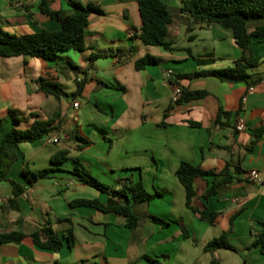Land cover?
I'll return each instance as SVG.
<instances>
[{
    "label": "crops",
    "instance_id": "crops-1",
    "mask_svg": "<svg viewBox=\"0 0 264 264\" xmlns=\"http://www.w3.org/2000/svg\"><path fill=\"white\" fill-rule=\"evenodd\" d=\"M40 1L0 0V27L15 35L59 30V22L40 13ZM49 1L53 10L65 15L72 12L69 0ZM73 1L97 5L104 12L89 17L84 51L63 52L51 63L24 56L0 57V139L12 126L24 129L34 119L45 120L54 113L64 118L61 124L55 123L59 130L51 135L21 143L8 180L0 182V233L26 235L19 244L0 245V264H152L150 260L212 264L213 259L217 264H264L259 249L244 250L264 221V131L247 152L253 130L264 128V37H254L248 46V52L260 58L248 73L261 75L260 83L249 87L215 77L182 79L180 87L207 94L174 104L171 77L232 67L242 56L232 31L215 23H191L178 11L181 0H162L173 13L168 39L179 47L168 51L139 39L138 0ZM261 24H249L248 32ZM188 25L192 26L189 32ZM146 54L161 62L137 71L135 61ZM39 77L60 83L67 94L75 92L78 80L86 83L80 96L62 106V99L37 90ZM9 109L18 112L19 123H12ZM219 111L228 117L217 123ZM238 121L244 124L243 131L236 130ZM78 137L92 145L78 149ZM60 151L67 160L53 165L51 158ZM75 159L113 189L119 188L118 180L130 178L141 180L148 193L161 192L162 196L132 206L139 218L134 230L126 227L122 216L70 207L77 199L105 204L110 197L80 183L73 172ZM182 161L216 173L226 167V174L233 178L205 201L202 196L213 179L194 181V205L201 208L204 203L218 213L212 225L185 206L184 188L175 176ZM24 167L51 171L29 183ZM251 170L259 172L261 183L247 179ZM153 217L168 225L155 223ZM178 219L186 238L175 222ZM35 232L41 241L57 236L61 248L36 247L30 237ZM224 232L237 252L218 249L212 255L204 251L210 240Z\"/></svg>",
    "mask_w": 264,
    "mask_h": 264
},
{
    "label": "trees",
    "instance_id": "trees-1",
    "mask_svg": "<svg viewBox=\"0 0 264 264\" xmlns=\"http://www.w3.org/2000/svg\"><path fill=\"white\" fill-rule=\"evenodd\" d=\"M68 6L72 12L65 15L62 11L53 10L49 0L40 1V13L50 20L59 22L60 29L57 31L43 30L39 33L15 35L4 31L0 27V57L24 56L51 63L55 62L63 52L84 51L85 30L89 23V17L91 15L101 16L104 15V12L97 5H83L73 0L68 1ZM137 7L141 19V32L139 35L141 42L144 45L162 47L168 51L179 49V47L174 46V41L168 39V27L173 21V13L169 7L162 0H138ZM178 11L180 14L185 15L191 23L200 25L215 23L230 29L237 46L242 49L243 53L232 67L208 71L200 70L171 77L170 83L173 90L176 87H180L179 81L182 79L215 77L223 83H246L249 87L263 80L259 74L251 76L248 73L249 69L256 67L260 63V58L254 57L248 52V46L254 37H264V0H181V6ZM255 22H263V24L256 26L252 32H248L249 24ZM191 29L192 26L188 25L187 31L189 32ZM186 51L190 53L189 49H186ZM160 62V58L146 54L135 61L134 67L137 71H142L148 66L158 65ZM85 83V80L77 82L75 92L67 94L63 90L62 85L56 81L41 77L36 80L37 90L45 96H52L56 100L63 98L68 100L75 99L81 95ZM180 88L182 94L174 104L199 99L207 94L205 91H190L186 88ZM8 114L13 124L21 121L16 110L9 109ZM30 115L34 117L32 114ZM223 117H228V113L219 111L217 123ZM63 120L64 118L61 114L54 113L45 120L34 119L24 129H17L12 126L9 131L3 134L0 139V182L8 180L10 169L18 159V147L21 143H33L51 135L59 130V126H55V123L58 121L61 124ZM263 131V127L253 130V138L247 152L252 150L253 145L261 137ZM77 142L78 149H85L92 145L90 141L81 137L77 138ZM66 160L65 153L60 151L52 156L51 163L57 165ZM73 162V172L78 176L80 183L106 193L110 197L105 204L98 200L77 199L70 202L69 206L89 207L103 213H113L122 216L126 220V227L130 230H134L139 223V218L132 212V206L139 203H148L162 196L161 192L148 193L144 189L141 180L134 181L130 178L118 180L119 188L113 189L93 177L79 160L75 159ZM226 170L225 167V170L216 173L213 170H206L200 166L182 161L175 172L176 178L184 188L186 208L211 225L215 223L218 213L210 211L204 203H202L201 208L194 205L196 198L194 181L197 178L213 179L211 185L202 196L205 201L216 194L219 185L233 181V178L226 174ZM50 171L51 168L30 171L27 167H24L23 174L29 183H33L47 177ZM152 220L162 226L168 225V222L159 218L153 217ZM175 222L181 226L182 235L186 238L187 231L181 220L178 219ZM260 225V232L252 234V241L244 250L259 249L264 255V221ZM25 237L26 235L22 232L0 233V245L19 244ZM30 237L34 245L40 249L58 251L62 246L57 236H49L46 241H41L38 233L35 232L30 234ZM218 249L238 251L232 245L229 233L226 232L210 240L204 247V251L212 255ZM150 261L152 264L159 263L157 260ZM212 264H217V260L213 259Z\"/></svg>",
    "mask_w": 264,
    "mask_h": 264
},
{
    "label": "built area",
    "instance_id": "built-area-1",
    "mask_svg": "<svg viewBox=\"0 0 264 264\" xmlns=\"http://www.w3.org/2000/svg\"><path fill=\"white\" fill-rule=\"evenodd\" d=\"M79 81L80 80H78V82ZM181 94H182L181 88L180 87H176L173 90V92H172L171 101L173 103H176L178 101V99L180 98ZM73 107H74V109H77L79 107V103L78 102H75L73 104ZM235 128H236L237 131H243L245 129V126H244V124L241 121H238L236 123V125H235ZM52 141L53 142H56L57 139H53ZM247 179L249 181H251V182H254V183H261L263 181L262 176L256 170L249 171L248 174H247Z\"/></svg>",
    "mask_w": 264,
    "mask_h": 264
},
{
    "label": "rangeland",
    "instance_id": "rangeland-1",
    "mask_svg": "<svg viewBox=\"0 0 264 264\" xmlns=\"http://www.w3.org/2000/svg\"><path fill=\"white\" fill-rule=\"evenodd\" d=\"M66 100H68V99H62L61 100L62 106H64L66 104ZM68 117H72V113L70 111L68 112Z\"/></svg>",
    "mask_w": 264,
    "mask_h": 264
}]
</instances>
